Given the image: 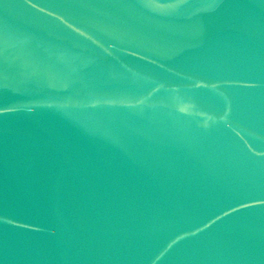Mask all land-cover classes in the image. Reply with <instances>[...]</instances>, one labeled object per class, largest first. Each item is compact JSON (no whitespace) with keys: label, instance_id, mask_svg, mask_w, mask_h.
<instances>
[{"label":"water","instance_id":"95a60500","mask_svg":"<svg viewBox=\"0 0 264 264\" xmlns=\"http://www.w3.org/2000/svg\"><path fill=\"white\" fill-rule=\"evenodd\" d=\"M0 264H264V0H0Z\"/></svg>","mask_w":264,"mask_h":264}]
</instances>
